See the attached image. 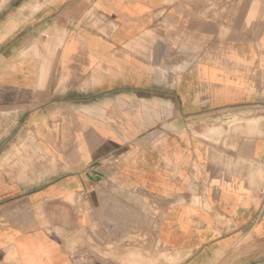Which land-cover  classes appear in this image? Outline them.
I'll return each mask as SVG.
<instances>
[{"label":"crops","instance_id":"crops-1","mask_svg":"<svg viewBox=\"0 0 264 264\" xmlns=\"http://www.w3.org/2000/svg\"><path fill=\"white\" fill-rule=\"evenodd\" d=\"M15 12L0 264H264V0Z\"/></svg>","mask_w":264,"mask_h":264},{"label":"rangeland","instance_id":"rangeland-1","mask_svg":"<svg viewBox=\"0 0 264 264\" xmlns=\"http://www.w3.org/2000/svg\"><path fill=\"white\" fill-rule=\"evenodd\" d=\"M3 0H0V2H2ZM25 0H9L10 6L13 10V14H16L15 10L18 9L19 5L21 4V2H23ZM34 1V0H33ZM44 1V0H43ZM19 15V13H17ZM17 16V15H16Z\"/></svg>","mask_w":264,"mask_h":264}]
</instances>
